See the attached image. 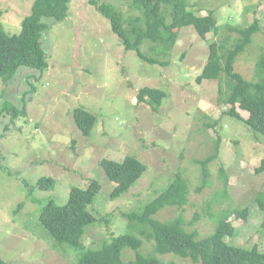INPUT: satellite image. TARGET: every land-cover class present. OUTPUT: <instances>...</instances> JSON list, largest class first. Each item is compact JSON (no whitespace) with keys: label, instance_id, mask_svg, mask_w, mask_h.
Wrapping results in <instances>:
<instances>
[{"label":"rangeland","instance_id":"rangeland-1","mask_svg":"<svg viewBox=\"0 0 264 264\" xmlns=\"http://www.w3.org/2000/svg\"><path fill=\"white\" fill-rule=\"evenodd\" d=\"M36 1L0 0L1 25L8 35L21 32ZM94 2L115 5L124 24L140 15L128 0H71L66 21L47 22L42 45L48 68L22 67L10 82L0 81V264H77L83 253L128 234L142 241L139 253L147 256L154 242L140 234V221L134 230L124 214H142L178 175L189 181L188 203L165 208L158 221L182 218L186 231L198 232L202 240L215 233L223 212L247 209V222L230 219L237 235L226 241L259 246L264 253V211L257 202L264 173H255L264 160V136L245 123L247 112L227 103L231 86L226 76L197 82L211 45L225 64L228 51L243 39L240 31L256 23L257 32L234 64L246 80L255 79L264 54V0H186L185 11L199 17L212 12L216 27L206 39L192 26L180 29L176 45L166 53L145 41L141 50L158 62L154 65L126 50ZM163 12L170 22L171 7ZM144 87L166 93L161 106L138 102ZM11 108L23 113L12 117ZM77 108L97 116L88 137L75 125ZM233 109L243 120L232 116ZM127 156L141 161L146 172L113 198L116 185L101 162H122ZM205 164L209 176L199 192ZM42 179L54 181L50 189L40 188ZM91 181L101 184L89 207L97 220L86 228L77 250L53 238L40 216L49 201L65 205L72 188L86 189ZM135 258V251L124 249L126 263ZM159 258L194 264L173 254Z\"/></svg>","mask_w":264,"mask_h":264},{"label":"trees","instance_id":"trees-1","mask_svg":"<svg viewBox=\"0 0 264 264\" xmlns=\"http://www.w3.org/2000/svg\"><path fill=\"white\" fill-rule=\"evenodd\" d=\"M71 0H37L34 4L31 16L22 21V30L19 34L10 36L1 25L0 14V81L10 82L18 74L22 67L36 69L44 72L48 68L46 53L43 49V37L48 30V23H62L70 16ZM134 9L140 12L139 16L131 18L124 24V16L119 8L110 4L94 5L109 19L113 33L119 38L126 50H134L137 56L152 65L158 62L147 57L141 50L145 41L157 45L158 53L170 51L177 43L180 29L192 26L197 34L206 39V36L216 27L214 14L199 17L192 12H187L186 0H128ZM165 7H171L170 22L164 14ZM127 25V27L125 26ZM258 30L257 24L243 31L242 41L229 50L226 62L223 63V55L213 43L210 49L208 63L198 83L204 80H219L226 76L228 86H231V94L227 103L232 107L247 112L249 118L245 123L253 132L264 136V54L260 58L253 81L246 80L234 69L235 61L241 51L250 45V38ZM221 84V83H220ZM222 85H220V89ZM166 98V93L157 88L144 87L138 93V102L148 103L154 109L161 106ZM232 116L243 120L239 113L233 109ZM12 117L23 113L17 108L8 110ZM75 125L81 133L88 137L91 135L98 119L93 113L84 108L74 111ZM213 158H209L211 162ZM209 163V162H208ZM101 165L108 178L115 183L112 197H119L127 192L146 172V166L135 157L127 156L122 162L105 159ZM257 175L264 173V160L255 169ZM203 186L207 185L208 169L204 166ZM227 185V178H224ZM53 180L42 179L39 186L42 189H50ZM189 181L181 175L168 187L165 192L149 203L142 214H124L131 221V226L140 221L143 225L140 234L148 241L154 242V251L147 256L139 253L142 241L133 235H122L113 238L103 248L83 253L77 264H131L123 259V251L130 248L135 251L136 258L132 264H176L164 261L160 255L173 254L184 259H190L194 264H264V253L259 246L244 248L234 246L226 241L237 235V229L230 220L236 219L248 221L249 211L230 210L222 213L215 233L205 239L198 240V232H187L183 227L182 218L170 222H160L155 217L165 208L184 207L188 203ZM101 190L98 181H91L88 188H72L70 197L65 205H58L49 201L40 216L42 226L57 241L70 244L77 250L82 249V238L86 228L97 219L89 211L96 196ZM259 207L264 211V191L257 197Z\"/></svg>","mask_w":264,"mask_h":264}]
</instances>
